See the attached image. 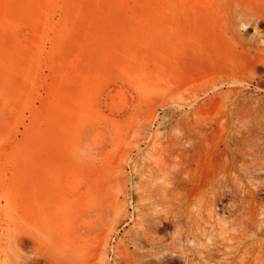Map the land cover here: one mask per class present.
Masks as SVG:
<instances>
[{
	"label": "rangeland",
	"instance_id": "rangeland-1",
	"mask_svg": "<svg viewBox=\"0 0 264 264\" xmlns=\"http://www.w3.org/2000/svg\"><path fill=\"white\" fill-rule=\"evenodd\" d=\"M95 1L160 10L164 45L136 79L107 74L61 109L54 207L30 203L12 154L90 0H0V264H264V0Z\"/></svg>",
	"mask_w": 264,
	"mask_h": 264
},
{
	"label": "bare ground",
	"instance_id": "bare-ground-1",
	"mask_svg": "<svg viewBox=\"0 0 264 264\" xmlns=\"http://www.w3.org/2000/svg\"><path fill=\"white\" fill-rule=\"evenodd\" d=\"M144 1L148 2L149 0ZM163 1L159 3V6L164 3ZM121 4L117 3L113 7H109L106 4H98L95 0H90L87 4L83 3L79 22L77 24L72 22L76 28L73 34L77 37L68 44V46L71 45L69 46L72 49L70 51L65 50L64 53L61 52L62 48H59L60 38L68 36H57V39L54 36L59 42V44L58 42L54 43V51L51 53L54 54L53 57L55 56L52 63L55 95L52 101L40 105L41 124H39L37 119V121H32L25 127L23 135L15 143L19 152L12 154L20 168H17V171L20 174L24 173V181L27 186H32V190L28 195V200H31L30 203L37 200L38 196L39 200L43 202L48 198L47 201L50 203L47 206L52 204L55 207L57 204V199H54V195L46 196L44 193L42 180L45 171H49L47 165L54 166L58 164L57 153L59 152V146L55 143L59 141L57 137V130L60 129L59 123L73 121V119L69 120L68 114L60 118L61 109L65 110L68 107L70 108L68 111H70L80 106L81 97H88L89 95L87 84H94L102 76L111 74L123 79L129 77L134 80L138 75L145 73V71H139L137 67H132L131 64L133 62L139 63L138 60H140L145 64H149L154 60L155 56L157 57L155 62L158 63L161 60L160 54L151 55V53H154L153 50L158 51L164 45L161 39H155L152 31L156 26H160L161 17L164 15H161L160 10L151 12V10L140 11L132 9L127 11L130 14H126L128 17L125 18L124 12H126V8L118 6ZM24 6L30 7L32 14L29 15L28 10H19V16L26 17L30 25L33 23L34 18L36 21L40 20L33 2L30 6ZM149 14L155 17L153 22L147 17ZM70 20L65 17V21ZM3 51H8L12 58L18 59L20 57V54L15 53L11 47L5 46ZM27 71L29 73H26ZM3 72L8 73L6 67L4 69L0 64V76L3 75ZM32 72L33 69L25 67V73L29 75L25 78V82L31 81L30 74ZM2 78H7V75ZM11 78L9 76L8 80L11 81ZM22 82H20L21 84L19 83L21 87L25 85L23 79ZM24 90L26 91V88ZM62 103L68 104L63 106ZM35 111L37 114V110ZM23 163H27V165L25 166ZM43 166L45 167L44 170ZM52 190L51 188L50 191L52 192Z\"/></svg>",
	"mask_w": 264,
	"mask_h": 264
}]
</instances>
